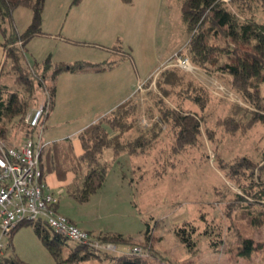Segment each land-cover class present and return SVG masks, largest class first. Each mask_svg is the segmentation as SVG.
<instances>
[{"label": "rangeland", "instance_id": "1", "mask_svg": "<svg viewBox=\"0 0 264 264\" xmlns=\"http://www.w3.org/2000/svg\"><path fill=\"white\" fill-rule=\"evenodd\" d=\"M263 3L255 0L247 15L228 6L241 21L253 22L249 19L253 17L254 22L262 23ZM45 6L44 35L27 45L26 63L35 65L50 58L52 69L61 62L94 66L61 74L55 83L52 108L48 100L52 69L47 73V87L37 91L27 114H34L43 104L51 108L34 140L51 144L69 139L78 155L82 152L79 134L129 99L130 106L136 108L128 117L132 128L123 141L134 142L142 136L149 141L157 134L143 154L125 153L116 160L113 152L106 150L102 159L109 164L106 181L88 201L74 197L83 185L86 168L78 163L70 165L69 172H74L75 178L62 181L56 190L59 212L89 231L99 245V257L80 264H115L116 257L131 254L134 248L139 254L144 252L146 243L160 256L149 258L150 264H264V225L251 226L239 206L227 216L228 204L241 191L229 181L220 163L221 159L231 162L243 156L262 161L263 123L249 131L231 133L218 122L227 117L247 122L255 106L234 90L228 71L190 62V71L179 67L184 72V85L177 89L182 95L176 92L165 101L172 108L205 116L200 144L175 155L174 135L161 121L157 78L163 69L174 67L176 54H186L190 39L179 0H46ZM32 15L28 7L15 9L13 24L5 22L8 34L12 27L24 33ZM5 39L0 30V85L23 94L15 84L10 60L5 59ZM188 82L206 91L208 102L203 111L185 97ZM259 103L264 107V83ZM18 119L5 121L6 141L16 147L26 138ZM206 128L213 132L212 140L206 137ZM183 227L188 242L177 235L176 230ZM107 234L123 235L130 243L97 241ZM245 240L254 248L249 258L242 256ZM4 243V264L13 259L25 264H58L33 226L19 228ZM76 244L69 240L67 247Z\"/></svg>", "mask_w": 264, "mask_h": 264}, {"label": "trees", "instance_id": "2", "mask_svg": "<svg viewBox=\"0 0 264 264\" xmlns=\"http://www.w3.org/2000/svg\"><path fill=\"white\" fill-rule=\"evenodd\" d=\"M80 0H75L78 3ZM126 3L131 0H124ZM179 0L181 5L182 19L189 32V42L186 54L182 57L189 58L190 62L197 66L206 68L207 65L219 67V71H228L232 75V86L234 90L242 95L247 101L255 106L256 111H250V119L241 123L234 117L219 120V124L226 131L236 133L238 131H249L258 123L264 124V107L260 102L261 85L264 83V22L241 21L231 11L229 4L233 5L240 13L247 15L252 10L255 0ZM46 0H0V30L5 34V59L11 62V70L15 76V84L22 92L12 91L8 86L0 85V137L7 140L8 131L5 121L18 119L21 129L26 138L34 139L35 128L26 124V116L29 113L32 102L36 99V93L47 87V73L53 68L50 58L35 65L26 63V51L29 42L37 36H42L43 13ZM28 7L32 10V22L22 34L16 32L13 27L10 34L5 27V22L13 24V12L18 7ZM264 6V3H263ZM179 52H182L180 50ZM184 55V56H183ZM94 64L87 62L66 63L61 62L52 69L53 87H48L49 98L52 108L55 95V83L63 73H74L82 68L93 67ZM184 72L177 66L163 69L157 78V88L161 93L158 100V109L161 121L166 124L175 138L172 148L175 155L182 153L187 148L198 146L203 135L205 116L191 111H184L168 106L165 99L172 97L177 89L184 85ZM185 90L186 98L200 106L203 111L206 108L208 98L203 87H196L192 82L187 83ZM196 94H193V93ZM130 100L122 103L109 115L102 117L95 123L85 128L79 134L82 154L77 156L75 147L71 140L53 142L47 144L41 150V168L43 176L56 174L64 181L72 163H78L86 168L82 187H78L74 197L81 201H88L104 185L109 164L104 162L103 155L106 150L112 149L115 159L125 153L138 155L146 153V149L153 142L154 135L149 141L144 136L137 138L134 142L125 143L124 134L132 125L128 124V117L134 114L135 106H130ZM129 107V108H128ZM50 108V110H51ZM44 122L49 113L44 116ZM111 133H115L112 135ZM205 135L209 140L213 139V132L206 128ZM261 162L257 163L248 156L236 158L231 162L222 159L221 168L227 178L236 186L241 194H234L232 201L227 206V216L235 207H240L243 218L254 227L264 225V151ZM256 210V214L252 211ZM189 224V223H186ZM33 226L38 238L43 242L50 254L58 264H80L89 261L97 255L98 249L92 246L77 243L74 248L67 247L68 239L55 233L51 234L49 227L45 224L25 223L15 229L14 233L21 227ZM186 227V226H185ZM185 227L177 229V235L182 241L188 242L185 236ZM90 233V232H89ZM147 235V242H149ZM9 238V239H10ZM98 242L117 245L129 244V239L123 235L107 234L97 238ZM245 250L242 256L249 258L254 251L249 240L243 243ZM191 247V244H188ZM144 252L120 255L115 258V264H150L151 257H160L152 253L149 243L144 246ZM2 257L0 264H4ZM11 264H25L13 259Z\"/></svg>", "mask_w": 264, "mask_h": 264}, {"label": "built area", "instance_id": "3", "mask_svg": "<svg viewBox=\"0 0 264 264\" xmlns=\"http://www.w3.org/2000/svg\"><path fill=\"white\" fill-rule=\"evenodd\" d=\"M174 66L192 70L189 58L176 54ZM142 87V86H141ZM49 106L43 104L26 118L31 128H40ZM47 144L25 138L21 146H12L0 137V260L12 232L22 224H45L70 241L99 248L91 234L59 212L60 196L52 191L43 176L41 150ZM131 254L138 252L130 250ZM139 253V252H138Z\"/></svg>", "mask_w": 264, "mask_h": 264}, {"label": "crops", "instance_id": "4", "mask_svg": "<svg viewBox=\"0 0 264 264\" xmlns=\"http://www.w3.org/2000/svg\"><path fill=\"white\" fill-rule=\"evenodd\" d=\"M45 10H46V6H45ZM49 113V112H48ZM99 120V119H98ZM98 120H95L94 121V123L96 122V121H98ZM80 142V141H79ZM74 147H75V145H74ZM80 147H81V145H80ZM81 150H82V148H81ZM109 151H112V149H109ZM113 152V151H112ZM75 153H76V147H75ZM82 154V152H80V154H78L77 155V153H76V155L77 156H80ZM113 155H114V153H113ZM124 156V155H123ZM114 159H115V155H114ZM113 159V160H114ZM117 160V159H116ZM72 177V178H75V174H74V172H72V171H68L67 172V178H69V177ZM46 180H47V182L49 183V185L51 186V188H52V191L53 192H55V193H57L56 192V190L61 186V180L57 177V175L56 174H49L48 176H46ZM60 206V205H59ZM71 221H73V219H71V218H69ZM74 222V221H73ZM75 223V222H74ZM76 224V223H75ZM87 231V230H86ZM89 232V231H88Z\"/></svg>", "mask_w": 264, "mask_h": 264}]
</instances>
